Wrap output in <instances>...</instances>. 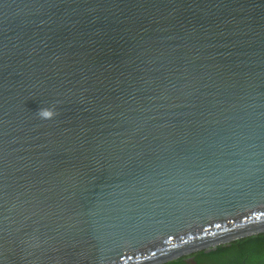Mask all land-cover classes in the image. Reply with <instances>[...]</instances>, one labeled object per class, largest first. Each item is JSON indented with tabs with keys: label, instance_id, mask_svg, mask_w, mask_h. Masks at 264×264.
<instances>
[{
	"label": "water",
	"instance_id": "water-1",
	"mask_svg": "<svg viewBox=\"0 0 264 264\" xmlns=\"http://www.w3.org/2000/svg\"><path fill=\"white\" fill-rule=\"evenodd\" d=\"M261 231L264 0H0V264Z\"/></svg>",
	"mask_w": 264,
	"mask_h": 264
},
{
	"label": "trees",
	"instance_id": "trees-1",
	"mask_svg": "<svg viewBox=\"0 0 264 264\" xmlns=\"http://www.w3.org/2000/svg\"><path fill=\"white\" fill-rule=\"evenodd\" d=\"M261 240H264V234L252 235L245 238L242 237L229 242L221 243L224 245H219L217 248L213 250H209V251L200 250V251L192 252L191 256L192 257L194 256L193 260L196 261V264H241L242 254L244 251L243 246L245 245V247L248 246V248H251L257 244V241H261ZM216 245H213L211 247H214ZM257 258H260V256L256 257V259H253V257H251L250 260L253 261V263L251 264H254L257 261ZM161 264H192V263L187 262L184 256H180L176 259Z\"/></svg>",
	"mask_w": 264,
	"mask_h": 264
},
{
	"label": "flooded vegetation",
	"instance_id": "flooded-vegetation-1",
	"mask_svg": "<svg viewBox=\"0 0 264 264\" xmlns=\"http://www.w3.org/2000/svg\"><path fill=\"white\" fill-rule=\"evenodd\" d=\"M263 234H264V231H262V232H260L258 234H255V235H263ZM250 236H252V235H250ZM246 237H248V236H246ZM243 238H245V237H243ZM259 242L260 241H257V244L254 245L251 248H248V246L245 247V245L243 246L244 251H243V254H242V262H241V264H251V263H253V261H251L250 258L253 257V259H256V257H258V256H260V258H257V261L254 264H260L261 259H262V253H261V250H260V247H259ZM242 243H243V241H242ZM226 244H229V243H226ZM219 245H224V244H218V245H216L214 247H208L206 249H200V250H204V251L213 250V249L217 248ZM200 250H197V251H200ZM194 252H196V251H194ZM191 254L192 253L183 255L185 257V260L187 262H189V263L191 261H188V260H193V258H194V256L192 257Z\"/></svg>",
	"mask_w": 264,
	"mask_h": 264
},
{
	"label": "clouds",
	"instance_id": "clouds-1",
	"mask_svg": "<svg viewBox=\"0 0 264 264\" xmlns=\"http://www.w3.org/2000/svg\"><path fill=\"white\" fill-rule=\"evenodd\" d=\"M57 115L54 108H42L39 110V116L41 119H52Z\"/></svg>",
	"mask_w": 264,
	"mask_h": 264
},
{
	"label": "snow or ice",
	"instance_id": "snow-or-ice-1",
	"mask_svg": "<svg viewBox=\"0 0 264 264\" xmlns=\"http://www.w3.org/2000/svg\"><path fill=\"white\" fill-rule=\"evenodd\" d=\"M259 247H260V250H261V253H262V259H261L260 264H264V240H261L259 242Z\"/></svg>",
	"mask_w": 264,
	"mask_h": 264
},
{
	"label": "bare ground",
	"instance_id": "bare-ground-1",
	"mask_svg": "<svg viewBox=\"0 0 264 264\" xmlns=\"http://www.w3.org/2000/svg\"><path fill=\"white\" fill-rule=\"evenodd\" d=\"M262 232V231H261ZM258 233H260V232H258ZM258 233H256V234H258ZM251 235H255V234H251ZM246 236H250V235H246ZM246 236H242V237H246ZM242 237H239V238H242ZM239 238H237V239H239ZM233 240H235V239H233ZM232 241V240H231ZM220 243H223V242H220ZM219 244V243H218ZM216 245V244H215ZM211 246H213V245H211ZM210 247V246H209ZM192 263V262H191ZM193 264V263H192ZM195 264H196V262H195Z\"/></svg>",
	"mask_w": 264,
	"mask_h": 264
}]
</instances>
